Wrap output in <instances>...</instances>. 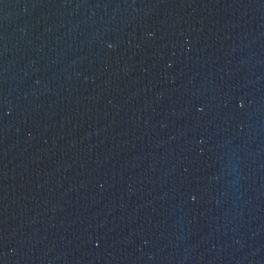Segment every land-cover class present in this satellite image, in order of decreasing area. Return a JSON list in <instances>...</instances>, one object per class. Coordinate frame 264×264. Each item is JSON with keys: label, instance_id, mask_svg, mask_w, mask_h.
<instances>
[{"label": "water", "instance_id": "obj_1", "mask_svg": "<svg viewBox=\"0 0 264 264\" xmlns=\"http://www.w3.org/2000/svg\"><path fill=\"white\" fill-rule=\"evenodd\" d=\"M0 264H264V0H0Z\"/></svg>", "mask_w": 264, "mask_h": 264}]
</instances>
